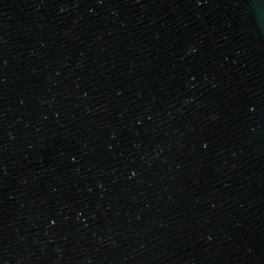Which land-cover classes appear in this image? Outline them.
I'll use <instances>...</instances> for the list:
<instances>
[{"label": "water", "instance_id": "1", "mask_svg": "<svg viewBox=\"0 0 264 264\" xmlns=\"http://www.w3.org/2000/svg\"><path fill=\"white\" fill-rule=\"evenodd\" d=\"M0 264H264V0H0Z\"/></svg>", "mask_w": 264, "mask_h": 264}]
</instances>
